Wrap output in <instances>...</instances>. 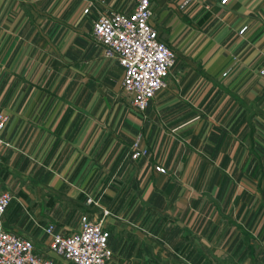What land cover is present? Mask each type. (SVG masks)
<instances>
[{"label":"crops","instance_id":"obj_1","mask_svg":"<svg viewBox=\"0 0 264 264\" xmlns=\"http://www.w3.org/2000/svg\"><path fill=\"white\" fill-rule=\"evenodd\" d=\"M182 1L150 0L176 59L136 113L90 32L133 0H0L1 225L37 253L86 214L108 264H264V0Z\"/></svg>","mask_w":264,"mask_h":264},{"label":"built area","instance_id":"obj_2","mask_svg":"<svg viewBox=\"0 0 264 264\" xmlns=\"http://www.w3.org/2000/svg\"><path fill=\"white\" fill-rule=\"evenodd\" d=\"M197 0H183L179 9ZM230 0H216L223 7ZM87 13V8L82 11ZM150 0H133L129 12L111 11L97 14L91 23V37L102 47L103 55L112 58L121 69V89L130 108L142 113L154 96L166 86L169 71L175 62L173 51L159 38L151 24ZM245 28L238 33L242 34ZM260 75L263 71H259ZM225 75V73L223 74ZM7 116L0 112V132ZM0 138V153L6 147ZM147 154L141 136L130 144V160ZM157 174H165L160 166H153ZM13 202L9 191L0 192V264H108L111 251L107 247L108 232L100 220L86 214L79 216L74 231L63 234L52 224L42 228L46 235V254L35 251L33 243L16 233L3 230L2 216ZM91 204V200H86ZM50 253L51 255H49Z\"/></svg>","mask_w":264,"mask_h":264},{"label":"rangeland","instance_id":"obj_3","mask_svg":"<svg viewBox=\"0 0 264 264\" xmlns=\"http://www.w3.org/2000/svg\"><path fill=\"white\" fill-rule=\"evenodd\" d=\"M172 51H173V53H174V50L172 49V48H170ZM174 55H175V53H174ZM175 59H176V56H175ZM260 74V73H259ZM125 97V96H124ZM126 98V97H125ZM10 193V192H9ZM11 194V193H10ZM12 195V194H11ZM13 196V195H12Z\"/></svg>","mask_w":264,"mask_h":264}]
</instances>
